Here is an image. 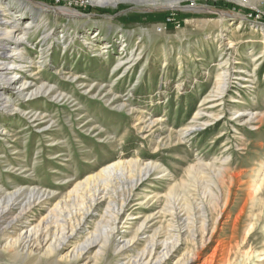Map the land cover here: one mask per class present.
Instances as JSON below:
<instances>
[{"label": "rangeland", "instance_id": "obj_1", "mask_svg": "<svg viewBox=\"0 0 264 264\" xmlns=\"http://www.w3.org/2000/svg\"><path fill=\"white\" fill-rule=\"evenodd\" d=\"M10 12L17 39L0 23V53L12 55L0 61L30 87L20 95L6 73L0 80V188L52 193L29 220L59 202L75 207V185L114 161L158 169L121 196L123 237L99 258L96 247L66 256L108 224L107 199L52 257L18 259L1 233L0 264H128L171 205L181 235L167 264H264V0H1L0 18ZM223 70L224 91L211 97ZM42 84L51 90L30 93ZM146 218L145 233L116 252Z\"/></svg>", "mask_w": 264, "mask_h": 264}, {"label": "bare ground", "instance_id": "obj_2", "mask_svg": "<svg viewBox=\"0 0 264 264\" xmlns=\"http://www.w3.org/2000/svg\"><path fill=\"white\" fill-rule=\"evenodd\" d=\"M95 1L100 5L106 6L118 1L145 0ZM8 16L10 17L0 18L1 24L10 26L7 31H2L1 35L17 39V33L15 31L18 15L14 12H10ZM30 25L31 23L28 21L23 28L28 29ZM1 48L6 50V48L8 49V46L2 44ZM16 50L19 49L16 48ZM5 53L6 52L0 54L2 55ZM6 57L11 58L12 55H6ZM11 62L9 65L10 67L5 68L3 66L5 62L0 61V80L5 76H8L9 79L4 81L5 84L13 85V90H16L20 95L28 94L25 91L30 87V84L27 85L26 81H23L20 84L15 83V81L18 80L17 78L20 76V73L19 71H15L18 66H14V63ZM9 70H11V72L7 74V71ZM5 73L6 75L4 76ZM226 75V70H223L218 74L217 92L210 95L211 97H219L223 93L226 86ZM3 88L8 87L4 86ZM50 90L51 87L42 84L35 87L34 91H30V93H47ZM0 101H2L0 106H7V96L3 97L2 93H0ZM200 117L201 110H198L193 117V122H197ZM203 122L205 123L206 121ZM193 126L194 125H191L186 129H182V135L189 132V129ZM157 169L158 166L156 164L151 162L139 164L137 160L134 159L125 161L118 160L107 164L93 176L87 177L83 182H79L75 185L73 191L76 190V192H78L77 195L74 196V198H77L75 200L78 202L75 204L76 206L74 205L75 207L72 206L68 209L65 204L59 202L35 223L31 221L32 219L29 220L31 216H33V211L38 206L46 203L52 193H49L46 190H40L35 186L21 185L12 190L0 188V235L4 232H11V234H6L4 236V244L2 243V245L6 246L10 252L13 253V256H17V258L25 254L29 256L34 250L42 251V254L45 256L52 257L53 255H58L62 250L67 248L70 239L77 230L81 228L86 216L93 211V208L101 201L107 199V209L103 215L105 218H109L106 219L108 224L105 223V225H102V221H98L92 237H88L80 244L72 246L71 249L68 250L66 256L79 258L83 256L84 253H88L92 248L96 247L97 249L95 250L94 255L95 258H99L104 253L107 246L110 245V242L114 237H118L119 239L123 237L119 232L116 233L117 227L115 225L120 212L125 206V200L121 196H124V192L132 190V188L137 185L138 180H141L142 176H146L151 171ZM136 176H138V178ZM177 213V207L175 205H171L170 208H166L162 211L163 215L168 214L170 216L168 223L165 226L162 225L154 229L153 233L149 236V240L144 249L133 260H129L128 264L168 263V260H170L173 254L177 251V245L180 241L179 238L181 234L178 223L181 221V218ZM148 219L149 218L143 220L139 226L133 230L129 237L122 240V244L119 245L116 252H127L129 250L138 239V236L145 233L144 226ZM61 259L65 258L62 257ZM190 261L191 259H188L183 264H189Z\"/></svg>", "mask_w": 264, "mask_h": 264}, {"label": "water", "instance_id": "obj_3", "mask_svg": "<svg viewBox=\"0 0 264 264\" xmlns=\"http://www.w3.org/2000/svg\"><path fill=\"white\" fill-rule=\"evenodd\" d=\"M47 7H49V6H47Z\"/></svg>", "mask_w": 264, "mask_h": 264}]
</instances>
